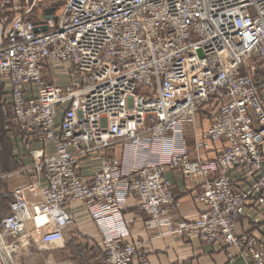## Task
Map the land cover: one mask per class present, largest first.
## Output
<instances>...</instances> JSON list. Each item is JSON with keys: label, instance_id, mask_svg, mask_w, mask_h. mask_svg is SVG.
Listing matches in <instances>:
<instances>
[{"label": "built area", "instance_id": "2783aa9c", "mask_svg": "<svg viewBox=\"0 0 264 264\" xmlns=\"http://www.w3.org/2000/svg\"><path fill=\"white\" fill-rule=\"evenodd\" d=\"M42 1L24 0L23 12L0 20V80L9 86L2 128L32 159L0 180L38 172L8 193L0 217L2 246L14 247L8 257L64 248L73 224L66 206L78 202L99 232L104 264L145 262L141 239L122 240L133 198L150 234L236 248L246 264H264V238L235 231L247 210L264 221V0H64L56 19L31 18ZM53 62L71 69L70 85L48 80ZM204 108L211 124L199 131ZM214 143L215 157H201ZM118 144L121 158L108 156ZM87 158L96 165L86 181ZM166 170L201 207L194 220L176 217ZM6 259L0 251V264Z\"/></svg>", "mask_w": 264, "mask_h": 264}, {"label": "crops", "instance_id": "0c3cea01", "mask_svg": "<svg viewBox=\"0 0 264 264\" xmlns=\"http://www.w3.org/2000/svg\"><path fill=\"white\" fill-rule=\"evenodd\" d=\"M49 81L57 86H68L72 83L74 79L71 69L63 62H53L49 63L47 66ZM9 86L4 84L0 80V96H7L9 93ZM1 111L3 115V107L1 106ZM211 112L208 108H204L199 112L200 122L198 124V130L202 131L207 129L211 124ZM188 129L184 131L183 140L184 144L188 147L192 146L193 139L189 135ZM221 143V142H220ZM161 142L158 141L153 145V151H162ZM179 145V144H177ZM46 150L52 149L49 145H40L38 143L33 144V149L44 148ZM215 149L210 152L201 153L203 158H213L218 152L219 144L214 143ZM108 156H114L121 158L122 156V146L120 144L112 146L106 150ZM130 159L131 156L127 155ZM25 160V161H24ZM26 160H30L27 165ZM159 160V156L156 154H151L149 156V164L155 165ZM23 166L28 167L32 164V159L27 155L23 157ZM96 165V160L94 158H87L80 164L79 172L84 180H90L92 170ZM38 172L36 170H29L28 172L22 174L21 176L11 177L14 180L21 178L20 182L16 184H22L27 181H33L37 177ZM165 177L171 181L172 191L175 198L179 201V207L176 209V217L183 220H194L201 210L200 206L194 204L192 200V195L187 193L183 189L182 177L179 173L171 170L165 171ZM42 182V180H40ZM14 183V182H13ZM66 210L73 217V223L77 225V241L74 243L80 244L83 248L86 247L89 242L96 240L99 245V232L94 224V222L87 216L82 205L78 202L70 203L66 206ZM149 216L137 210L135 207V200L129 198L126 201V207L123 211L124 227L127 234L123 237V241H134L141 239L146 241L145 262L134 261L132 264H246L240 256L237 254L236 248H225L220 244H209L206 242H201L197 239L188 240L185 237H165L160 238L154 236L147 232L145 225ZM235 231L248 232L257 238H264V221L261 220L260 216L255 214L252 210H247L244 217H242L236 224ZM76 236H74V240ZM66 243V240H65ZM73 243V244H74ZM75 245V244H74ZM90 245V244H89ZM67 247L61 249V252L65 251ZM41 249H51L52 248H38L34 246L24 247L17 250L15 253L16 264H63L60 263L58 259V253L60 250L53 251L55 254L50 255L48 258L43 257L38 254L37 251ZM36 251V252H32ZM63 250V251H62ZM232 252L235 257L229 260L227 254ZM14 264V262H13Z\"/></svg>", "mask_w": 264, "mask_h": 264}, {"label": "rangeland", "instance_id": "374dc122", "mask_svg": "<svg viewBox=\"0 0 264 264\" xmlns=\"http://www.w3.org/2000/svg\"><path fill=\"white\" fill-rule=\"evenodd\" d=\"M58 2H60L62 5L64 0H43L40 4L37 5L36 8L33 9V11L31 12L32 13L31 16L38 17L40 11H43L45 8L51 6L52 3H58ZM61 5H57V6L60 7ZM25 8H27V6L24 0H0V20L4 18L9 19L10 17H14L18 15L19 13L23 12ZM141 91H142V88L138 87L135 93H140ZM187 129L189 130V128ZM189 135L191 136V131ZM183 142H185V139L183 140ZM175 143L177 144L182 143L181 139H175ZM8 144L10 145V148H9L10 153H8L10 155V158H9L10 161L8 163L5 162V159L7 158V156L5 157V153L7 152V149L4 148L5 144L3 143L2 145L4 146L2 148L0 147V170L8 169V167L15 169V170L26 168L23 166L24 164H23V161L21 160L23 157L25 158V156L28 155V150H26L24 147H18V154H16V158L14 157L13 159V157L11 158L12 146L13 148L15 147L16 149L17 147L14 146L13 142L10 140ZM177 144H175V146ZM29 163H30V160H26V164L28 165ZM15 170H13V172ZM4 174H7V173H4ZM2 181L3 182L0 184V217L3 213L7 211V205L10 200V197L8 194L10 189L14 186L16 182H20L21 178H19L18 180L17 179L14 180V178L12 179L11 177H9L6 179H2ZM76 227L77 225L73 223L72 225H70V227L68 228V231L65 234V240H66L65 246L67 247L66 249H63L65 251L62 250L63 252H61V249H58L60 250L59 251L60 253H58V259L60 263H63V264H104L103 253L98 243H96V240L92 241V243L89 242L90 245L88 244L84 248L80 244L78 245V243H74L75 241H77V236H78L76 234L78 233ZM74 236H76L75 240H74ZM10 241L12 242V240ZM56 250L57 249L55 250L41 249L40 251H37V253L41 254L45 258H48L50 255L55 254V252L53 251H56ZM32 252H36V251L32 250ZM15 255L16 253L12 254V261L14 262V264L17 263L15 260Z\"/></svg>", "mask_w": 264, "mask_h": 264}, {"label": "trees", "instance_id": "16d2710c", "mask_svg": "<svg viewBox=\"0 0 264 264\" xmlns=\"http://www.w3.org/2000/svg\"><path fill=\"white\" fill-rule=\"evenodd\" d=\"M31 18H33L34 16H30ZM0 147L2 148L4 145H2L3 143L5 144L4 148L7 149V152L5 153V157L7 156V158L5 159V162L8 163L10 160V155L8 153L9 152V148H10V145L8 144L9 143V140L6 136V133L5 131L2 129V111H1V104H0ZM14 145V144H13ZM15 146V145H14ZM16 154H18V149H16L15 147L13 148L12 146V152H11V158L14 157L16 158ZM9 155V156H8ZM17 169V168H16ZM15 169H12V168H9L8 169H3V170H0V174H4V173H8V172H11ZM3 181L1 180L0 184L2 183Z\"/></svg>", "mask_w": 264, "mask_h": 264}, {"label": "water", "instance_id": "95a60500", "mask_svg": "<svg viewBox=\"0 0 264 264\" xmlns=\"http://www.w3.org/2000/svg\"><path fill=\"white\" fill-rule=\"evenodd\" d=\"M57 5H61V3L60 2H58V3H52L50 7L45 8L43 10V14H42L43 15V20L50 19V18H55L56 19V17H54V12H55V7ZM42 30H46V26H43L42 27ZM5 264H13V261L8 257L6 259Z\"/></svg>", "mask_w": 264, "mask_h": 264}, {"label": "bare ground", "instance_id": "6f19581e", "mask_svg": "<svg viewBox=\"0 0 264 264\" xmlns=\"http://www.w3.org/2000/svg\"><path fill=\"white\" fill-rule=\"evenodd\" d=\"M1 98V97H0ZM45 145H48V144H45ZM33 149V148H32ZM45 151H51L52 149H50V150H46L45 149V146H44V148H43ZM29 154V153H28ZM176 237H181V236H178V235H175ZM175 236H169V237H175ZM165 238V237H164ZM144 242V244L146 245V241L144 240L143 241ZM13 249H14V247H3L2 246V241H1V238H0V251L8 258V255H10L11 254V252H13ZM241 258V257H240ZM145 259H146V256H145Z\"/></svg>", "mask_w": 264, "mask_h": 264}, {"label": "flooded vegetation", "instance_id": "af4514ba", "mask_svg": "<svg viewBox=\"0 0 264 264\" xmlns=\"http://www.w3.org/2000/svg\"><path fill=\"white\" fill-rule=\"evenodd\" d=\"M58 8H59V6L55 7V11H57V10H58Z\"/></svg>", "mask_w": 264, "mask_h": 264}]
</instances>
